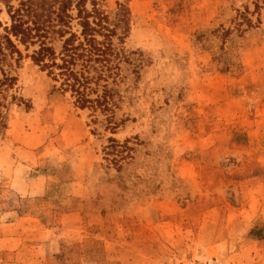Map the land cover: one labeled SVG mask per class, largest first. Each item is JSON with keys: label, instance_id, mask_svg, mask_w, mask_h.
I'll list each match as a JSON object with an SVG mask.
<instances>
[{"label": "rangeland", "instance_id": "1", "mask_svg": "<svg viewBox=\"0 0 264 264\" xmlns=\"http://www.w3.org/2000/svg\"><path fill=\"white\" fill-rule=\"evenodd\" d=\"M22 1L57 53L63 29L80 33L78 0L67 24L69 0H0L3 26ZM93 4L125 55L118 127L56 91L29 57L38 46L18 44L0 123V264H264V10Z\"/></svg>", "mask_w": 264, "mask_h": 264}, {"label": "trees", "instance_id": "2", "mask_svg": "<svg viewBox=\"0 0 264 264\" xmlns=\"http://www.w3.org/2000/svg\"><path fill=\"white\" fill-rule=\"evenodd\" d=\"M72 2L69 0L60 6L57 13L59 22L67 24L66 18L72 19L67 13V4ZM20 4L21 7L17 9L8 5L10 26H3L0 21V123L3 121V109L8 106V92L18 81L9 69L13 63L19 65L23 59V53L18 46L22 44L26 49L30 45L38 46L29 57L47 71L53 81L59 83V86H54L56 91L64 95L69 93L73 104L79 109L105 113L108 125L112 129L117 128L119 123L116 120L115 108L118 102L115 95L121 78L120 64L125 56L122 49L117 48L115 44L117 25L112 24L109 16L96 4L88 10L85 0H78L74 7L77 11L76 19L81 27L80 33L63 29V45L57 53L46 41L43 29L38 25L31 26L24 19L25 2ZM254 4L252 13L257 14L260 19L264 0H254ZM11 97L14 101L22 102V99L14 94ZM113 160L118 161L115 158Z\"/></svg>", "mask_w": 264, "mask_h": 264}]
</instances>
